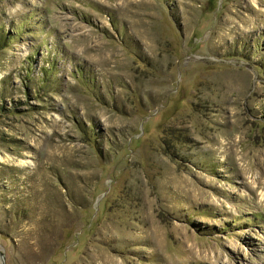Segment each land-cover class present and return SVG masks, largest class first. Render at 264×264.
Returning <instances> with one entry per match:
<instances>
[{"label":"rangeland","instance_id":"374dc122","mask_svg":"<svg viewBox=\"0 0 264 264\" xmlns=\"http://www.w3.org/2000/svg\"><path fill=\"white\" fill-rule=\"evenodd\" d=\"M0 251L264 264V0H0Z\"/></svg>","mask_w":264,"mask_h":264},{"label":"water","instance_id":"95a60500","mask_svg":"<svg viewBox=\"0 0 264 264\" xmlns=\"http://www.w3.org/2000/svg\"><path fill=\"white\" fill-rule=\"evenodd\" d=\"M0 257L2 259V264H4V255H3L2 251H0Z\"/></svg>","mask_w":264,"mask_h":264}]
</instances>
